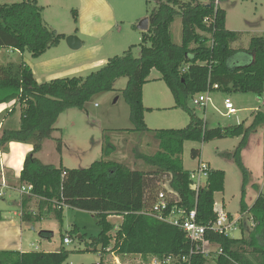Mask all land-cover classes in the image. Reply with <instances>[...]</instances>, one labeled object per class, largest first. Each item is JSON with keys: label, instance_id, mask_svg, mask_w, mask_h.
I'll return each instance as SVG.
<instances>
[{"label": "trees", "instance_id": "16d2710c", "mask_svg": "<svg viewBox=\"0 0 264 264\" xmlns=\"http://www.w3.org/2000/svg\"><path fill=\"white\" fill-rule=\"evenodd\" d=\"M153 1L155 7L147 15L148 28L141 32L138 57L129 49L123 55L109 57L99 69L86 76L54 78L40 83L23 62L0 65V103L14 99L20 106L18 127L0 131V148L10 141L32 144L19 174L20 183L31 186L29 195L19 196L20 218L35 223L50 217L61 223L64 206L94 213L100 231L85 249L93 248L100 260L92 264H109L103 256L110 252L138 254L143 259L154 256L160 260L188 253L191 244L178 227L141 211L152 205L161 183L167 180L183 210L195 207L196 221L200 224L213 220L214 193L223 189L224 171L210 169L205 186L195 197L190 188V170L182 164L183 143L240 137L230 156L245 183L248 172L241 160V150L248 135L264 123L263 108L254 113L247 126L238 123L210 128L188 106L192 95L213 84H218V89L224 92L261 96L264 93L263 36H252L246 49L236 50L230 44L239 39L241 32L226 29L225 11L219 5L215 7V0ZM178 15L181 42L176 44L172 41L170 25ZM64 37L45 24L42 6L36 0L0 4V48L28 51L32 57H38L49 47L57 46ZM240 52L250 55V61L235 64L232 59ZM152 69L160 72L175 107L187 112L186 126L151 130L145 124L144 112L149 108L142 103V86ZM120 77L127 79L122 95L129 106L130 131L149 132L158 142L155 153L136 154L149 170L131 169L108 159L114 146L106 135L102 158L86 168L43 164L36 153L41 142L50 137L58 116L69 108L82 109L93 95L112 90ZM198 155V149H191L192 158ZM31 203L36 210L30 209ZM244 212L254 222L247 236L232 238L211 230L205 232V238L221 249L220 254H212L217 264H264V197L259 194L251 206L242 201L240 213ZM109 215L122 216L113 235ZM239 226L242 228L240 223ZM70 232L76 234L77 228ZM50 234L41 232L42 236L50 237ZM111 239L113 245L107 251ZM68 254L63 247L51 252L2 250L0 264H62ZM205 260L206 255L201 253L191 255V264H204Z\"/></svg>", "mask_w": 264, "mask_h": 264}, {"label": "rangeland", "instance_id": "374dc122", "mask_svg": "<svg viewBox=\"0 0 264 264\" xmlns=\"http://www.w3.org/2000/svg\"><path fill=\"white\" fill-rule=\"evenodd\" d=\"M20 1L0 0V4ZM82 2L83 0H38V3L44 7L45 24L56 33L64 34L65 37L57 46L49 47L38 57H32L28 51L19 52L11 48H0V65L12 63V59L25 65L29 64L33 70H36L37 82L40 83L51 80L48 78L50 74L54 76L52 79L86 76L103 65L99 64L100 61L105 63L109 57L123 55L129 49L134 57L139 56L142 35L136 24L140 19L147 17L149 11L155 7L153 0H93L92 13L88 15L86 4L83 10L87 12L84 13L85 16L80 12L83 7ZM218 5L225 11L226 27L229 30L241 31L239 39L230 44L232 48H247L252 36L264 38V0H219ZM132 17L133 24H129L127 21ZM119 25L122 26L121 31L118 30ZM106 27L108 28L105 30ZM170 31L172 41L179 44L181 42L179 15L171 23ZM70 36L80 41L79 47L69 46L67 38ZM126 81V77L116 79L112 90L93 95L82 109L64 110L55 121L50 137L41 142L36 157L43 164H52L56 167L86 168L102 158L106 135L111 143H115L108 159L121 162L131 169L149 170L136 154L155 153L158 142L149 132L130 131L132 125L129 120V106L122 95ZM209 97L210 102L205 107L194 105L191 100L188 101V106L210 128L238 123L247 126L254 113L264 108V93L258 96L250 92H224L220 89H211ZM225 97H228L237 109L229 116L224 115ZM142 103L149 107L144 112V121L151 130L182 128L189 122L187 112L175 107L172 94L156 69L150 71L148 81L142 86ZM17 110H20L19 105ZM239 140L240 137H226L214 138L206 142L185 141L181 154L183 168L186 170L193 169L201 159L210 169L224 171L223 189L214 193V200L233 217L241 214L242 201L251 205L259 194L264 197V123L259 124L248 135L247 142L241 150V160L248 172L245 183L239 168L230 156ZM191 149L199 150L196 158L191 157ZM8 194L5 198L0 197L1 213L7 217L10 216L11 211L18 209L17 205L8 206V199H20L17 198L16 192ZM62 214L61 223L52 218L55 226L52 227L50 224L55 231L51 245L60 243V247L69 252L62 264L98 262L99 254L93 248L85 249L100 231L97 215L69 206L63 207ZM121 220L122 216L119 215L110 217L109 221L113 224L111 235L114 234ZM250 222L254 225L250 214L242 215L240 224H245L247 228L245 226L241 228L238 224L237 229L231 231L230 237L247 236L248 231L253 227ZM72 228H77L76 234L70 232ZM39 229V225H36V232ZM65 233L71 238L68 244L61 241ZM80 234H82L81 238L78 237ZM39 240L38 233H34L24 241L23 247L34 249ZM30 242L34 243L33 247L30 246ZM112 245L113 239L109 246ZM96 248L99 249L100 245L98 244ZM213 252L206 256L204 264H217L212 256ZM128 255L126 257L107 253L103 256V260L109 264H143L140 255Z\"/></svg>", "mask_w": 264, "mask_h": 264}, {"label": "built area", "instance_id": "2783aa9c", "mask_svg": "<svg viewBox=\"0 0 264 264\" xmlns=\"http://www.w3.org/2000/svg\"><path fill=\"white\" fill-rule=\"evenodd\" d=\"M219 0L214 1L215 7L218 6ZM184 70V69H183ZM218 84H213L212 87H208L206 90L196 93L190 97L191 102L194 105L205 107L210 102L209 91L211 89H218ZM223 107L225 109L224 115H232L237 109L234 107L232 101L225 97L223 99ZM210 168L208 164L201 159L197 161L196 166L190 170V188L194 191L195 197L202 187L205 186ZM4 189H11L4 179L0 183V197L5 195ZM18 196L31 192V186L29 184H21L19 188L15 190ZM213 212L215 218L208 221L206 224H200L196 221V208L185 211L179 205V197L176 192L172 191L168 186V181L165 180L161 183V189L157 192L156 197L152 205L141 213L150 215L158 220L166 222L170 225L178 227L183 233L185 238L190 242L191 248L188 253H184L179 257H167L162 260L148 256L143 259V264H191V255L195 253H201L203 255L220 254L221 249L217 248L208 239L205 238V232L211 230L226 236H230L231 231L237 229L238 224L242 219V214L237 217L231 216L226 212L221 204L214 200ZM113 216V215H109ZM64 244L71 242V238L66 235L63 238ZM111 247H107L109 251ZM114 255V252H110ZM118 255V254H117ZM123 256L128 257V254ZM141 257V256H140ZM141 261V260H140ZM121 264V263H120Z\"/></svg>", "mask_w": 264, "mask_h": 264}, {"label": "crops", "instance_id": "0c3cea01", "mask_svg": "<svg viewBox=\"0 0 264 264\" xmlns=\"http://www.w3.org/2000/svg\"><path fill=\"white\" fill-rule=\"evenodd\" d=\"M92 1L93 0H83V2H82L83 7L80 10V12H82L83 16H85V14L87 12H88V15H90L92 13L91 12ZM36 2L38 3V0H36ZM86 4L88 7V11L85 13V11H83V10H84ZM38 5H40V4L38 3ZM43 12H44V7L42 6V18H43ZM93 13H94V11H93ZM133 19L134 18L132 17V19L128 20L127 22H129V24H133V23H131V22H133L132 21ZM108 27H106L105 30ZM225 27H226V23H225ZM118 28H119L118 29L119 31L122 30L121 25H119ZM226 29H228V28L226 27ZM237 31H239V30H237ZM140 32H142V31L140 30ZM233 49H236V50L246 49V47L245 48H233ZM250 59H251L250 55H248L245 52H240L234 56L232 61H234L235 64L240 65V64L249 62ZM14 62H16V64L19 63L17 60L12 59V63H14ZM102 62L103 61H100L99 64H104V62L103 63ZM27 65H29V64H27ZM29 67L32 71L33 77L37 81L36 70H33L31 65H29ZM39 74L41 75L43 73H39ZM48 76H49L48 78H50V79H52L54 77V76H51V74ZM14 104H15L14 99L10 100L8 102L0 103V131L3 128H17L18 127L20 110L19 111L17 110L18 104H15V105ZM6 105H8V106H6ZM12 107H14L13 112H10V109ZM145 107H147V106H145ZM147 108H149V107H147ZM150 109H152V108L150 107ZM112 144L115 145V143H112ZM31 149H32L31 143H23V142H18V141H10V142L6 143L5 145H3L2 148H0V183H1V180L4 179L5 182L7 183V185L11 188L10 190L4 189L5 195L1 196V198H5V196L8 193L9 194H11V193L15 194V190L20 187L21 183L19 181V174H20V171L22 169V164H23L24 158L31 151ZM17 198H19V196ZM19 202H20V199L19 200L18 199L14 200V198L8 199L7 205L8 206L17 205L18 209L11 211L9 213L10 214L9 217H7L1 213L2 219L0 220V251H2V250H16V251L24 252V251L36 250V251H43V252H51V251L59 250L60 249V243L58 245H54V246L51 245V240H53L54 234H55V231L52 228L53 226H55L53 219L50 217L43 218V219H41L35 223L22 221L20 218L21 205L19 204ZM248 206H251V205H248ZM30 209L36 210L34 205H32V203L30 204ZM0 212H1V210H0ZM241 214L242 215H246V214L249 215L248 212H244ZM110 217L111 216H108V219H110ZM243 223L241 224L242 228L245 226V224H243ZM50 224L52 225V227ZM250 224L253 225L252 222H250ZM36 225H39V228H40L39 231H37V232H36ZM245 227L247 228V226H245ZM42 231L43 232L44 231L50 232L51 233L50 237H47V235L42 236L41 235ZM34 233H38V236L40 239L38 241V245L34 246V243L30 242L29 243L30 246L31 247L34 246V249H30V248L26 249L25 247H23L24 241H27L28 238L31 237V235H33ZM66 235H68V234L65 233L61 237L62 243H64L63 238ZM78 237L81 238L82 234L78 235Z\"/></svg>", "mask_w": 264, "mask_h": 264}, {"label": "water", "instance_id": "95a60500", "mask_svg": "<svg viewBox=\"0 0 264 264\" xmlns=\"http://www.w3.org/2000/svg\"><path fill=\"white\" fill-rule=\"evenodd\" d=\"M136 28L141 31H146L148 28V18L144 17L140 19L138 23L136 24ZM67 42L71 48H77L80 46V41L74 36L68 37Z\"/></svg>", "mask_w": 264, "mask_h": 264}]
</instances>
